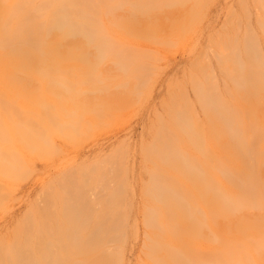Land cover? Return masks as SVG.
<instances>
[{
    "label": "bare ground",
    "instance_id": "6f19581e",
    "mask_svg": "<svg viewBox=\"0 0 264 264\" xmlns=\"http://www.w3.org/2000/svg\"><path fill=\"white\" fill-rule=\"evenodd\" d=\"M172 1L156 0L146 19L137 11L146 0H0V143L6 146L0 157L15 155L19 163L11 150L19 141L50 159L35 135L44 140L57 116L78 104L99 116L108 98L100 64L109 65L99 69L103 73L114 69L113 60L122 66L136 62L140 69L138 51L125 43L133 36L143 41L156 29L155 20L168 18ZM253 3L261 10L258 29L246 27L237 32L240 38L230 32L212 37L184 82L170 83L174 105L168 119L152 126V140L140 145L152 169L149 182L139 184L145 197L139 211L146 244L161 242V250L149 249L139 264H264V0ZM126 7L127 13L116 12ZM56 22L60 31L46 34ZM185 24L169 27L184 33L190 27ZM209 58L218 61L217 71ZM187 84L201 116L184 93ZM38 106L46 107L47 128L36 118ZM120 154L114 152V166L103 164L94 178L92 168L65 165L63 177L58 170L65 183L51 184L43 202L31 204L0 233V264H66L69 253L76 256L71 264H122L132 184L128 169L113 160ZM80 224L86 236L77 233ZM107 235L117 236L112 255L102 242Z\"/></svg>",
    "mask_w": 264,
    "mask_h": 264
},
{
    "label": "rangeland",
    "instance_id": "374dc122",
    "mask_svg": "<svg viewBox=\"0 0 264 264\" xmlns=\"http://www.w3.org/2000/svg\"><path fill=\"white\" fill-rule=\"evenodd\" d=\"M174 1L168 4V18L155 20L156 29L150 31L143 41L133 36L131 41L125 43L127 50L138 51L142 60V69H139V64L136 62L122 66L113 60L111 64L114 69L105 68L103 73L99 69L109 65L104 61L100 64L97 72L107 78L102 91L106 97L108 96L104 101L109 108L103 105L106 107L99 116H96L95 112L86 105L78 104L67 114L57 116L56 125L46 130L44 140L35 135L40 149L51 153L50 159L41 157L37 149H26L19 141H15L11 149L14 154L19 155V163L13 160L16 158L15 155L11 158L0 157L2 179L0 180V233L14 226L15 221L25 215L31 204L43 202L45 192L51 184L56 186L64 182L63 179L60 180L61 178L58 180V177L61 172L65 173V165L71 170L78 166L92 168L93 177L99 173L103 164L106 167L114 166L110 157L114 152L121 151L123 154L113 160L128 169L126 178L132 184L130 193L132 208L128 209L129 215L123 230L127 238L121 248L122 264H139L149 249L153 254L160 252L161 242L157 241L150 248L146 244L147 229L143 224L145 219L139 211V207L145 201L139 184L149 182L152 169L150 165L144 164L140 145L152 140V126L168 119V114L174 105L173 100L169 99L170 92H173L170 83L184 82L182 80L185 74L189 73L192 62L209 49L212 37L225 35L226 32L233 35H237V32L241 34L246 27L257 30V18L261 11L253 0H192V7L189 8L182 3L184 0ZM140 4L143 6H139L137 11L139 10L140 16L146 19L151 17L152 11H156V0H146L145 4L143 2ZM127 8L129 9V7L117 8L116 12L125 14ZM233 14L235 16L232 18ZM236 18L237 23L233 21ZM172 22L177 23V27L188 22L190 27L183 33L180 31L182 28L171 29L169 25ZM230 22L233 25H230ZM56 31H60V24L57 22L48 27L46 34ZM237 37L240 38L239 35ZM262 56L264 60V54ZM209 61L211 68L217 71L218 61L213 58H209ZM140 70L142 75L136 77V72ZM128 84L131 87L129 91ZM174 89L176 91L177 88ZM81 92L84 95L90 93L84 86ZM184 93L192 101L196 113L201 116L199 104H195V94L191 85L187 84L184 87ZM37 108L36 118L43 124L47 115L44 109L46 107ZM43 127L47 128L46 123ZM5 149L6 146L0 143V154ZM118 182L112 183L113 187L116 188L120 183ZM172 194V192L168 193V199ZM100 209L101 205L98 203L95 211L99 212ZM73 222L80 223L79 220ZM85 229L87 230L80 224L77 233L86 236ZM116 238L115 235H107L102 240L103 244L108 246L109 255L116 251L117 247L115 248L116 244H114ZM170 245L175 246L174 243ZM208 245L211 248L216 246L214 242ZM68 257L71 260L66 264L76 261L74 254L69 253Z\"/></svg>",
    "mask_w": 264,
    "mask_h": 264
}]
</instances>
